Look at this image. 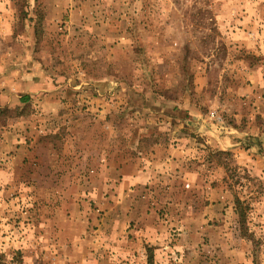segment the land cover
Returning a JSON list of instances; mask_svg holds the SVG:
<instances>
[{"label":"rangeland","instance_id":"374dc122","mask_svg":"<svg viewBox=\"0 0 264 264\" xmlns=\"http://www.w3.org/2000/svg\"><path fill=\"white\" fill-rule=\"evenodd\" d=\"M0 264H264V0H0Z\"/></svg>","mask_w":264,"mask_h":264},{"label":"trees","instance_id":"16d2710c","mask_svg":"<svg viewBox=\"0 0 264 264\" xmlns=\"http://www.w3.org/2000/svg\"><path fill=\"white\" fill-rule=\"evenodd\" d=\"M21 99H22V101H27L28 97L24 96ZM234 205H235L236 214L239 218V223H242L244 221V218H245V209L243 208V203H241L238 199H235Z\"/></svg>","mask_w":264,"mask_h":264}]
</instances>
